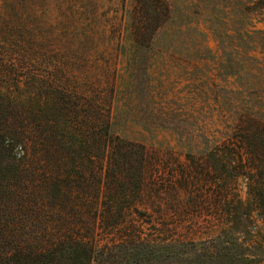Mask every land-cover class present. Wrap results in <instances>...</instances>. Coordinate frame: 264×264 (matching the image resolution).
Masks as SVG:
<instances>
[{"label": "rangeland", "instance_id": "obj_1", "mask_svg": "<svg viewBox=\"0 0 264 264\" xmlns=\"http://www.w3.org/2000/svg\"><path fill=\"white\" fill-rule=\"evenodd\" d=\"M165 2L169 9L146 13L135 11L137 0H0L2 48L30 52L48 93L56 87L77 97L105 92L113 133L146 148L144 191L120 194L118 228L97 234L99 245L111 248L97 253L96 264H201L194 253L165 257L159 246L194 241L204 257L203 244L208 249L223 226L227 199H239L242 208L247 201L241 177L227 183L208 175V152L222 139L221 112L264 105V55L244 44L242 34L264 29V0ZM131 225V243L140 237L157 250L117 243ZM249 225L250 233L235 228L238 246L205 262L264 264V227Z\"/></svg>", "mask_w": 264, "mask_h": 264}, {"label": "trees", "instance_id": "obj_2", "mask_svg": "<svg viewBox=\"0 0 264 264\" xmlns=\"http://www.w3.org/2000/svg\"><path fill=\"white\" fill-rule=\"evenodd\" d=\"M137 1V12L169 9L165 0ZM242 34L244 44L259 47L264 55V29H246ZM2 47L0 264H96L97 253L109 246L99 245L97 234H112L118 228L124 206L120 194L144 191L146 148L113 133L111 103L105 92L99 90L95 98L77 97L56 87V92L48 93L46 81L35 75L30 52L18 50L17 54ZM230 110L220 113L224 130L208 152L212 168L208 175L227 183L241 177L247 189L245 206H240L239 199H227L220 232L208 249L206 243L201 246L204 257H199L203 254H198L194 241L163 242L159 248L165 257L174 253L183 259L194 253L199 262L203 259L201 264H208L206 260L221 259L231 245L238 246L237 225L248 233L252 231L249 224L264 227V105L237 104ZM220 155L240 159L227 163ZM230 164L234 172H221ZM133 229V225L125 228L128 237L117 243L132 244L136 252L157 250L140 237L131 243ZM241 258L247 260L245 255Z\"/></svg>", "mask_w": 264, "mask_h": 264}]
</instances>
